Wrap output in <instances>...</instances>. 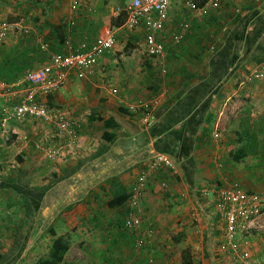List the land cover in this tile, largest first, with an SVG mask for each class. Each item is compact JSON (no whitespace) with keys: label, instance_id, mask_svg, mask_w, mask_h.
I'll list each match as a JSON object with an SVG mask.
<instances>
[{"label":"crops","instance_id":"crops-1","mask_svg":"<svg viewBox=\"0 0 264 264\" xmlns=\"http://www.w3.org/2000/svg\"><path fill=\"white\" fill-rule=\"evenodd\" d=\"M193 1L208 13L174 0L158 33L166 53L156 58L146 53L144 27L129 30L126 16L114 24L125 13L122 0H0V24L19 26L0 40V193L19 183L25 209L0 264L36 263L59 236L70 241L66 264H165V246L189 240L206 242L204 255L214 256L223 228L214 189L238 181L264 191V85L248 81L264 62V0H222L217 8ZM184 22L190 27L175 42ZM109 32L117 46L92 73L80 78L73 70L38 98L75 122L77 141L59 138L51 121L5 123L26 95L28 71L47 64L50 53L65 52L67 41L92 45ZM140 103L152 111L149 123L128 110ZM246 130L256 132L258 151L236 162L232 154L247 143ZM159 154L175 168H152ZM10 161L16 165L8 167ZM144 170L135 211L152 228L142 226L149 245L140 250L125 220ZM174 212L184 233L196 222L198 244L186 234L160 238Z\"/></svg>","mask_w":264,"mask_h":264},{"label":"built area","instance_id":"built-area-1","mask_svg":"<svg viewBox=\"0 0 264 264\" xmlns=\"http://www.w3.org/2000/svg\"><path fill=\"white\" fill-rule=\"evenodd\" d=\"M174 0H122V11L126 14L125 27L136 30L145 29L146 53L150 57H163L166 47L158 39V33L164 28L168 20L169 7ZM188 8L207 14L206 8H201L193 0H183ZM222 0H210L215 8L220 6ZM78 2H74L73 9H77ZM16 24L3 22L0 24V40H3L11 31L18 28ZM190 25L184 22L181 32L174 36V41L179 42ZM117 39L111 32L98 37L92 45L82 44L73 47L70 41L66 42L65 52L50 53L48 63L41 68L28 71L24 78L27 86L26 95L11 113H6L5 123L8 120L36 119L51 121L59 138H70L77 141L78 131L74 121L61 110H54L39 103L41 95L47 96L52 90L62 86L68 74L76 70L80 78L94 71L101 57L112 52L117 46ZM42 50L49 51L48 44H42ZM248 81L260 82L264 85V62L256 65L250 72ZM117 90H114L116 93ZM264 100V88L260 93ZM128 110L135 115L142 116L144 123L152 119V111L145 103L131 105ZM175 168L174 161L166 155L159 154L152 162V168ZM149 172L144 170L139 176L136 185L131 191V211L125 226L136 235V246L143 250L149 243L142 231V220L136 214V206L142 197L146 179ZM217 209L223 224L221 240L216 248V255L225 259L226 264H255L252 260V251L247 241L248 235L255 227L257 220L264 214V193L248 191L238 181H228L214 189ZM149 234V233H147ZM153 262V261H152Z\"/></svg>","mask_w":264,"mask_h":264},{"label":"rangeland","instance_id":"rangeland-1","mask_svg":"<svg viewBox=\"0 0 264 264\" xmlns=\"http://www.w3.org/2000/svg\"><path fill=\"white\" fill-rule=\"evenodd\" d=\"M0 116L2 117V115ZM15 161L17 162V160ZM16 162L10 161L7 162L6 165L10 167L12 165H16ZM261 193H264V191ZM24 213H25V209L23 206V201L20 197V194L17 191L13 190L7 193H0V253H4L6 249L9 250L16 229L21 228L20 224ZM172 215L174 216L173 218L174 223L172 221L170 222L168 227H166L167 230L161 233L160 238L165 239L168 236L171 237L172 240L175 237L181 239L182 237H185L186 234V236L190 235V237H192V240L195 242V244H198L197 240L194 238L195 234L192 232L193 228L196 225V222H194V225L188 227L186 233H184V231L179 230L181 228V224H178L177 222V218L179 217L176 215L175 212L172 213ZM142 222H143L142 226H144V229L148 230L152 228V226L145 225L143 220ZM245 237H247V241L249 243L251 250L252 251L254 250L252 254V260L254 261V263L264 264V214L258 218L255 227L251 230V232L248 235L241 236V238H244V240ZM189 242L187 245H186L187 242L183 243V246L177 245L178 243L175 242L177 244H175L174 246L172 245L173 246L172 248H168V245H166L165 247L167 248L166 250L167 257L164 263L165 264H217V263L226 264L227 261L225 259L220 261L218 259V256L216 255L214 256L204 255L205 253H207L206 242L205 244L203 242L199 243L198 246L190 244ZM18 250L19 248H17L14 251H18ZM35 260H36L35 258H31L30 262L28 263L33 264L35 263ZM1 262L2 260L0 259V263Z\"/></svg>","mask_w":264,"mask_h":264},{"label":"trees","instance_id":"trees-1","mask_svg":"<svg viewBox=\"0 0 264 264\" xmlns=\"http://www.w3.org/2000/svg\"><path fill=\"white\" fill-rule=\"evenodd\" d=\"M125 13H122L120 17L122 21L120 23L115 22L114 24H118L120 26L125 21ZM106 126H114L111 121H106ZM244 137H246L247 143L241 145V147L232 154V159L236 162H240L244 158L249 155H255L257 153V149L259 146L258 136L256 132L246 130L243 132ZM107 136V135H106ZM16 189L18 193H20V184L16 183ZM15 188V187H14ZM127 198V197H126ZM123 199L119 200L118 205L122 204ZM55 234V233H53ZM70 250V241L66 237L59 236L57 237L50 246L48 255L46 257L40 258L37 260L35 264H66L65 257L68 251ZM0 259L3 261L4 258L0 255Z\"/></svg>","mask_w":264,"mask_h":264}]
</instances>
